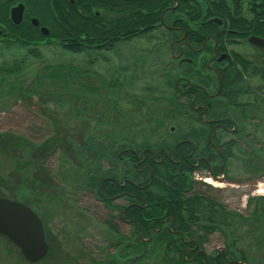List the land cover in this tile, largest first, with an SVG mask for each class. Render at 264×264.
<instances>
[{"label": "rangeland", "instance_id": "rangeland-1", "mask_svg": "<svg viewBox=\"0 0 264 264\" xmlns=\"http://www.w3.org/2000/svg\"><path fill=\"white\" fill-rule=\"evenodd\" d=\"M249 1L244 2V15H249ZM30 6L33 10L39 9L41 15L36 14L39 17H44L48 12L42 9V0H33ZM47 15L49 16L48 13ZM168 39L170 33L162 27L142 37L120 43L112 50L91 49L81 53L67 51L55 42L21 45L6 39L0 41V64H10L15 60L24 62L21 72L2 80L0 77V196L29 202L39 212L52 234L48 239L50 255L38 263L28 262L7 237L0 235V264H100L101 261L106 263L108 259H113L115 255L120 258L118 252L122 247L111 248L109 245L115 238L124 239L101 224L104 215L108 216L106 210L100 205L98 208L95 206L94 211L98 215L93 220L82 206L83 201L91 208L94 200L79 188L82 182L76 175H81L82 171L78 158L81 152L77 154L73 151L71 155L65 156V150H60L54 155L49 153L50 155L42 156L35 145L58 132L61 135H73L78 142H84L88 134L102 139L113 131H120L123 137L135 134L136 143L149 138L154 145L163 138L174 142L182 138L187 129L195 124L187 117L186 108L181 113L169 114L168 118L165 115V108L169 106L174 91L169 80L179 70V62L172 55L171 40ZM232 47L248 58L258 55L257 49L246 41ZM175 52L177 54L178 50ZM69 62L87 71L86 76L79 77L78 84L71 86L69 90H61L59 83L50 82L49 89L41 87L32 94H22L21 90L30 85L44 66ZM175 79L177 78L174 81ZM249 84L257 87L264 82L254 77L249 80ZM86 85L99 87L100 90L97 93L89 91L87 94L84 92ZM250 99L252 96L241 98L244 101ZM186 100L181 98L180 102ZM114 102L118 105L119 112L112 110L110 115L113 123L120 119L119 126L99 124L98 116L112 107L108 105ZM141 103L147 108L141 107ZM233 112L235 118L239 116L238 111ZM157 118L165 119L164 126L153 129L156 123L149 124V119L154 122ZM255 123V120L254 123L244 122L245 132L251 133L248 136L244 134V141L248 147L254 146L260 151V147L264 149V122L257 127ZM8 135L11 138H7ZM28 145H34L35 149ZM237 154L228 164V182L212 180L209 183L201 180V175H196V178L212 187L227 211L250 218L257 199L264 196V175L258 178L259 176L247 172L242 155ZM262 154L264 156V150ZM25 161L31 166L30 171L26 168L25 173L18 172L17 167L21 163L25 165ZM35 165L40 168L37 170ZM44 170L50 171L46 178ZM72 194L78 197V206H82L77 207L74 212L83 216L87 222H76L68 229V237L61 242L59 231L63 218L62 206L64 201L66 203L67 195V203L73 207ZM87 223L90 224L89 227L93 225L97 228L96 233L92 228L86 227ZM250 228L252 227H224L223 234L217 232L211 235L210 241L204 244L206 252L215 254L218 249H223L236 240L235 246L244 249L253 264H264V223ZM122 229L128 232L127 227L122 226ZM79 230L89 231L90 234L82 238ZM86 245H89L88 250L84 249Z\"/></svg>", "mask_w": 264, "mask_h": 264}, {"label": "trees", "instance_id": "trees-1", "mask_svg": "<svg viewBox=\"0 0 264 264\" xmlns=\"http://www.w3.org/2000/svg\"><path fill=\"white\" fill-rule=\"evenodd\" d=\"M25 1L34 13L41 15L39 9L33 10L31 8L30 4L33 0ZM73 1L74 3H71V0H42V9L48 11L49 16L46 13L44 17L43 15L40 17L48 22L50 34L43 35L39 31L26 27L25 23L20 24V38L17 43L21 45H41L55 42L56 45L73 53H81L91 49L112 50L120 43L131 41L165 27L170 33V39L168 40H171V42L186 32V39L195 47L200 48L206 41L208 33L212 31L219 32L217 25L208 22L212 17L225 19L226 29L237 32L235 35H229V37L247 39L252 35H256L264 38V0H250L248 2V16L243 14L245 0ZM8 8L4 5L2 23L11 30V25L7 21ZM49 12L52 13V16ZM170 26L182 29L173 31L169 28ZM187 50L190 51L189 48ZM33 53L36 54V52ZM23 63V61L15 60L10 64H0L1 80L21 72L24 68ZM236 63L238 66L234 65L233 78L223 83L222 96L228 98V107L236 106L243 113L244 119L255 120L257 121L255 126H260L264 122V84L253 87L247 81V77L259 76L264 82V65L241 57H237ZM191 71H193V65L184 63L176 72L177 75H171L169 84L174 91L169 106L165 108L167 118L169 114L181 113L188 106V103L180 102L181 95L178 94L176 81L182 75L188 76ZM86 72V70L77 67L72 62L46 65L39 71L30 85L21 91L22 94H32L40 90L41 87L48 88L50 82L59 83L61 90H69L71 86L79 83V77L86 76ZM174 78H177L176 81H174ZM95 88L86 85L84 86V92L87 94L89 91L97 93V90L100 89L99 87ZM243 95H251L254 99L243 102L240 100ZM108 106L112 107H109L101 116H98V122L101 125L111 124L118 127L120 119L113 123L114 120L111 119L110 115L112 110L113 112H119L118 105L114 102ZM142 106L147 108L145 104H142ZM220 106H224L221 101L212 103L213 109L217 111L220 110ZM76 110L79 111V109ZM164 122L165 119L157 118L154 122L149 119V124L156 123L153 129L163 127ZM58 133L44 138L35 147L42 156L54 155L60 150H65V156L71 155L73 151L77 154L81 152V156L78 155V158L81 162L82 171L81 175L77 174L76 176L82 182V185H80L82 189L86 187L89 181H91L90 184L95 185L96 178L101 181L105 168L104 160L114 161L118 159L115 155L117 146L129 143L137 149L152 147L149 138L136 143L135 134L130 133V137H123V133L120 131H113L112 134H107L102 139H97L95 136L88 134L84 142L76 141L77 138L73 135ZM10 136L8 135L7 138ZM183 137L188 138L186 135H183ZM165 143L164 141L163 144L165 145ZM82 145L83 148H81ZM247 145V142H245V145L239 149V154L243 157L242 161L246 171L260 178L264 175V156L262 154L264 149L260 147V151H257L254 146L248 147ZM28 146L33 150L35 149L34 145ZM226 154L230 156L234 155V152L228 151ZM148 161L151 163L150 158ZM152 165L154 180L152 186L147 190V195L143 197L144 199L135 197L132 200L137 204L146 201L149 204V209H152L143 212L137 206L131 207L130 216L137 219V221L133 223L134 231L132 232L131 243L129 246L127 245L130 253L126 254L125 240L115 238L109 246L111 248L122 247V250L118 252L121 255L119 259L122 261H119L116 255L115 257L112 255L113 259H108L106 263L101 261L100 264H253L249 254L244 249L235 246L236 240L226 245L225 250L218 249L215 254L205 256L204 253L198 254V252L206 249L204 244L210 241L211 235L217 232L223 234L224 227L249 226L253 228V226L260 225V223L263 224L264 196L257 199L254 212L248 218L242 214L227 211L220 201V196L214 193L212 187L202 182L191 181L189 176L179 170L178 166L169 162ZM35 167H37V170L40 168L36 165ZM26 168L29 171L31 169L26 161L25 165L21 163V166L17 167L18 172L23 173H25ZM93 170L96 171L93 173ZM97 170L99 173H97ZM131 170L134 174V166L131 167ZM186 170L187 163L185 162L183 172ZM48 173L50 171H45V178ZM130 190L132 193L138 192L134 186H131ZM22 202L32 207L29 202ZM158 207H162L160 213L157 211ZM37 213L39 214V212ZM157 217L163 220L170 218L169 222L174 219V229L179 232L173 233L168 226H164L159 231L150 234L152 229H158L159 227L160 220ZM107 219L103 217L102 222L108 223L112 230L118 231L116 223L109 222ZM138 222L140 226H138ZM45 229L47 232V227ZM137 229H139V233L136 232ZM150 236L151 239L147 241L146 239ZM189 240H197L200 247L194 251L190 250L194 245H188L185 242ZM88 248L89 245L84 247L85 250H88ZM50 249L51 247L49 248L48 257Z\"/></svg>", "mask_w": 264, "mask_h": 264}, {"label": "flooded vegetation", "instance_id": "flooded-vegetation-1", "mask_svg": "<svg viewBox=\"0 0 264 264\" xmlns=\"http://www.w3.org/2000/svg\"><path fill=\"white\" fill-rule=\"evenodd\" d=\"M71 3H74V1L71 0ZM19 4L24 5L23 18L20 24L25 23L26 27L39 31L40 33H42V27H46L49 29L50 34L48 22L36 15L29 8L25 0H0V41L6 39L14 43L18 42L20 38V24H16L11 18V9ZM4 5L9 7L7 21L11 25V30L2 23ZM34 19L38 20V25L33 22ZM208 22L217 25L219 32L212 31L208 33L202 47L197 48L187 40L186 32L171 42L172 55L178 60L179 69L184 63L193 65V71L188 76L182 75L176 81L178 94L181 95V98L187 99L185 101V103H188L186 107L187 111H185L187 117L195 124L192 125V128L187 129L185 135L188 138L182 137L175 142L163 138L160 143L152 144V147H143V149H137L129 143L117 146L115 155L118 159L114 161L104 160L105 168L101 181L96 178L95 185L90 184L91 181H89L85 188L82 189L80 188L81 186L79 187L84 193L88 194L87 197L90 196L94 200L93 207L91 208L87 203L82 201V206L87 210L93 220H96L95 217L97 218L98 215V212L96 210L94 211V208L95 206L98 208L97 206L100 205L106 210V214H108V216L104 215V217L108 218L107 220L109 222L116 223L118 231L112 230L108 223L101 221V224L106 225L108 230L115 232L119 236H123L125 240L124 247L125 250L127 249L126 254L130 253L128 246L132 239L133 223L137 221V219L130 216L131 207L137 206L143 212H148V210L152 209H149V204L146 201H143L142 204L132 202L135 197L144 199L143 197L148 193L147 190L152 186L154 180V168L152 164L157 165L169 162L178 166L179 170L189 176V179L194 182L199 183L196 175H201V180L204 179L206 182L207 178H211L214 181L226 183L230 180L228 164L234 157H237V153L239 152L236 153V151H240L239 149L244 146V134L247 136L251 134L250 132H245L246 127H244V122L250 121L254 123V120L244 119L243 113L236 106H227L228 98L222 96L223 83L233 78L234 65L238 66L236 63L237 57L251 60L263 66L264 48L251 44L249 42L251 36L247 39L229 37V35H235L237 32L226 29L225 19L221 17H212ZM169 28L173 29V31L182 29L174 26H170ZM244 41L257 49V56L248 58L243 52L232 47L239 46ZM176 50H178L177 54L175 52ZM254 77L260 78L259 76H249L247 77V81L249 82ZM253 99L252 96V99L247 101H252ZM215 101H221L224 104L223 107L220 106L219 111L212 107V103ZM242 101L244 102V100ZM232 110L238 111L237 114L239 116L235 118ZM164 141L166 142L165 145L163 144ZM187 151L190 152L186 153ZM228 151L234 152V155L227 156L226 153ZM149 158L151 159V163L148 161ZM185 162L187 163V170L183 172ZM132 166L135 169L134 174L131 170ZM95 171L93 170V173ZM147 172L149 173L147 174ZM97 173H99L98 170ZM131 186H134L138 192L132 193L130 190ZM68 198L66 195V203L64 201L62 206L63 218L61 221V230L59 231L61 242L68 237V233L70 232L68 229L75 225L76 222L80 223L82 220L87 222L83 216L74 212L77 210V207H80L77 204L78 197L75 194L71 195V199L74 201L73 207L68 205ZM161 209L162 207H158L157 211L160 213ZM157 218L160 220L159 227L158 229H152L150 234L159 231L164 226H168L173 233L179 232L174 229V219L169 222L170 218L164 220L160 217ZM87 225L86 227L92 228L94 233H96L97 228L95 226L91 225L89 227V223ZM122 226L127 227L128 232L123 231ZM138 226H140L139 222ZM136 232L139 233V229ZM79 234L83 238V236H87L90 233L89 231L79 230ZM50 235L52 234L47 229V240H50ZM150 239L151 236L146 240L148 241ZM185 242L188 245H194L191 249L188 248L192 251L200 247V243L197 240ZM219 250H225V247ZM200 253H204L205 256L208 254L206 250H200L198 254Z\"/></svg>", "mask_w": 264, "mask_h": 264}, {"label": "water", "instance_id": "water-1", "mask_svg": "<svg viewBox=\"0 0 264 264\" xmlns=\"http://www.w3.org/2000/svg\"><path fill=\"white\" fill-rule=\"evenodd\" d=\"M23 10V4L11 9V18L16 24L22 22ZM33 22L38 25L37 19ZM41 31L44 35L49 34L46 27H42ZM249 42L264 48V38L253 35ZM0 235L7 237L30 263L44 260L49 252L42 219L20 201L0 197Z\"/></svg>", "mask_w": 264, "mask_h": 264}, {"label": "bare ground", "instance_id": "bare-ground-1", "mask_svg": "<svg viewBox=\"0 0 264 264\" xmlns=\"http://www.w3.org/2000/svg\"><path fill=\"white\" fill-rule=\"evenodd\" d=\"M207 182L211 183L212 182V179L207 178Z\"/></svg>", "mask_w": 264, "mask_h": 264}]
</instances>
